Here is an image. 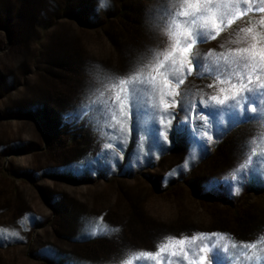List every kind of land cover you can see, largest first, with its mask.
<instances>
[{
    "label": "rangeland",
    "instance_id": "obj_1",
    "mask_svg": "<svg viewBox=\"0 0 264 264\" xmlns=\"http://www.w3.org/2000/svg\"><path fill=\"white\" fill-rule=\"evenodd\" d=\"M0 264H264V0H0Z\"/></svg>",
    "mask_w": 264,
    "mask_h": 264
}]
</instances>
